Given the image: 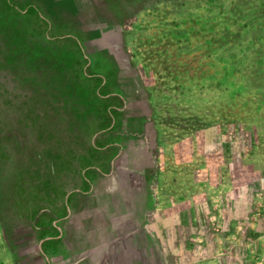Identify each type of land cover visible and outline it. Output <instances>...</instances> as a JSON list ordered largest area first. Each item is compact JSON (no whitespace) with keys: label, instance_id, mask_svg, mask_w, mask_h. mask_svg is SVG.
Returning <instances> with one entry per match:
<instances>
[{"label":"rangeland","instance_id":"obj_1","mask_svg":"<svg viewBox=\"0 0 264 264\" xmlns=\"http://www.w3.org/2000/svg\"><path fill=\"white\" fill-rule=\"evenodd\" d=\"M32 1L33 18L5 12L0 32L24 38L6 37V56L54 110L48 136L35 115L32 157L2 145L0 264H46L65 200L130 160L194 264H264V0Z\"/></svg>","mask_w":264,"mask_h":264},{"label":"crops","instance_id":"obj_2","mask_svg":"<svg viewBox=\"0 0 264 264\" xmlns=\"http://www.w3.org/2000/svg\"><path fill=\"white\" fill-rule=\"evenodd\" d=\"M138 173L131 178L136 187H125L122 173L100 171L90 191L78 188L74 198L65 200L63 218H52L41 241L46 264L196 263L192 249H177L188 239L176 217L158 214L152 220L157 214L147 177Z\"/></svg>","mask_w":264,"mask_h":264},{"label":"trees","instance_id":"obj_3","mask_svg":"<svg viewBox=\"0 0 264 264\" xmlns=\"http://www.w3.org/2000/svg\"><path fill=\"white\" fill-rule=\"evenodd\" d=\"M37 10L38 7L32 0H0V15L5 14V12L14 11V13L18 14L19 16H23V18L30 20L33 18V15ZM6 37H9L7 38L8 41H12L14 43H16L20 38L21 40L24 39L17 34L5 36L0 32V153H2V145H4L5 142H8L13 144L12 146L15 145L18 148L25 146V151L28 149V154L32 157L33 154L31 152H33V150L29 152V147L27 146V142L32 140L30 128L32 124L37 123L35 122V115H40L39 118H43L44 126V131L41 132V134L42 136H48L46 132L49 125V118L52 116V111L54 110L52 109L54 107L52 104L53 101L52 98L47 96L48 86H46L45 83L39 87L40 91L44 90V93H41L43 97L38 98L33 95L34 85L32 84L33 81L30 79V77L24 78L20 76L21 78H24V80H22L23 82H21V80H17L16 73L20 74L19 67L14 65V60L17 59V54L13 50H10L9 52H11V56L9 59L7 58L4 49ZM28 72H31L30 68H28ZM9 73L10 76L8 77ZM2 78H7L5 85L3 83L4 80H1ZM101 85L102 84L100 82L97 85V88H99ZM18 90L24 91V93L22 92L25 95L23 99L15 98V94L18 92ZM104 92L105 91H103V93ZM65 96L58 97L56 101L58 103H60V101L63 103L65 101ZM37 101L39 102L35 104ZM36 107H39L42 112H35L34 110ZM107 110L108 107L105 106L104 111L109 115V111L107 112ZM85 114L87 115L88 112H85ZM56 115L58 117V114ZM60 116L62 119V115ZM109 121L110 117L108 116L107 122ZM106 127H108V125ZM60 134L61 133L59 132V135ZM61 141L62 139L58 140L59 147L57 146V152H55L58 155H62L64 150H66L64 145L60 144ZM112 143L113 141H111L108 145ZM50 153L51 152L49 151V148L45 147L36 152L35 155L37 157H44ZM118 155L120 156L122 154ZM49 167H52V163L49 164ZM50 169L52 170V168ZM114 172L122 173V176L124 177L122 181L125 182V187H136L133 185L134 181L131 179L133 177L132 175L135 174L134 166L132 165L131 160L130 162H127L125 166L121 168V170Z\"/></svg>","mask_w":264,"mask_h":264},{"label":"flooded vegetation","instance_id":"obj_4","mask_svg":"<svg viewBox=\"0 0 264 264\" xmlns=\"http://www.w3.org/2000/svg\"><path fill=\"white\" fill-rule=\"evenodd\" d=\"M137 170H135V168H134V172H136Z\"/></svg>","mask_w":264,"mask_h":264}]
</instances>
